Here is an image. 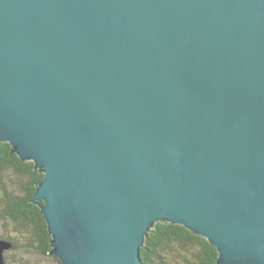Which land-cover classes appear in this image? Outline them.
<instances>
[{
  "label": "water",
  "instance_id": "obj_1",
  "mask_svg": "<svg viewBox=\"0 0 264 264\" xmlns=\"http://www.w3.org/2000/svg\"><path fill=\"white\" fill-rule=\"evenodd\" d=\"M0 143L61 264H143L157 223L264 264V0H0Z\"/></svg>",
  "mask_w": 264,
  "mask_h": 264
},
{
  "label": "trees",
  "instance_id": "obj_2",
  "mask_svg": "<svg viewBox=\"0 0 264 264\" xmlns=\"http://www.w3.org/2000/svg\"><path fill=\"white\" fill-rule=\"evenodd\" d=\"M43 179L32 161L23 162L9 143H0V225H14L15 232L28 236L29 249L49 256L52 237L39 205L32 203ZM0 238L12 242V250L19 248L14 239ZM218 256L207 239L170 223H157L140 250L143 264H217Z\"/></svg>",
  "mask_w": 264,
  "mask_h": 264
},
{
  "label": "rangeland",
  "instance_id": "obj_3",
  "mask_svg": "<svg viewBox=\"0 0 264 264\" xmlns=\"http://www.w3.org/2000/svg\"><path fill=\"white\" fill-rule=\"evenodd\" d=\"M0 236L14 239L19 248L17 250L8 251L5 254L6 264H59L53 257L44 256L29 249V239L27 235L15 232L14 225L5 223L0 225Z\"/></svg>",
  "mask_w": 264,
  "mask_h": 264
},
{
  "label": "flooded vegetation",
  "instance_id": "obj_4",
  "mask_svg": "<svg viewBox=\"0 0 264 264\" xmlns=\"http://www.w3.org/2000/svg\"><path fill=\"white\" fill-rule=\"evenodd\" d=\"M40 202H41V201H40ZM40 202H38V204H37V205H39V203H40ZM5 254H6V253H5ZM51 257H52V256H51ZM53 258H54V257H53ZM54 259L56 260V258H54ZM57 260H58V259H57Z\"/></svg>",
  "mask_w": 264,
  "mask_h": 264
}]
</instances>
